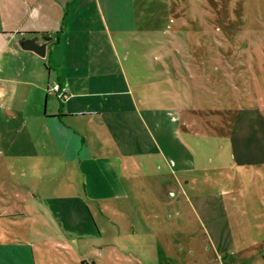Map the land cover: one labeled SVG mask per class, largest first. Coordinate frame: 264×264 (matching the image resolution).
I'll use <instances>...</instances> for the list:
<instances>
[{"label": "rangeland", "instance_id": "obj_1", "mask_svg": "<svg viewBox=\"0 0 264 264\" xmlns=\"http://www.w3.org/2000/svg\"><path fill=\"white\" fill-rule=\"evenodd\" d=\"M133 1L135 32L118 36L129 44L121 65L126 74H134L128 78L136 88L135 101L157 109L154 113L168 131L180 128L182 120L193 133L215 131L217 137L234 119H255L257 106L264 113V0ZM18 52L0 40V144L9 147L23 133L20 137L36 142L38 154L47 153V132L31 116L36 110L46 113V94L20 82L27 61ZM133 55H145L148 62L137 70ZM43 64L40 72L45 74ZM254 122L245 123L250 128ZM38 164L16 152L0 156L1 189L21 194L26 188L46 189L50 180ZM226 186L213 172L205 180L198 174L194 186H184L183 193L173 190L174 204L179 200L180 206L170 209L161 205L168 194L147 190L136 201L132 224L118 221L117 229L105 224L99 233L91 218L92 236L80 256L88 264H264V223L257 220L264 211V193L255 198L249 185L244 199L238 194L231 199L224 196ZM152 200L164 210L159 222L154 218V224L145 226L142 215L154 209ZM57 229L46 221L0 218V264H73L77 250L65 247Z\"/></svg>", "mask_w": 264, "mask_h": 264}, {"label": "crops", "instance_id": "obj_2", "mask_svg": "<svg viewBox=\"0 0 264 264\" xmlns=\"http://www.w3.org/2000/svg\"><path fill=\"white\" fill-rule=\"evenodd\" d=\"M14 1L18 8L8 0L0 3V40L15 54L24 53L27 64L19 76L25 79L20 82L46 94V113L36 110L31 116L47 132L51 149L38 154L36 142L21 133L9 147L0 144V156L30 155L46 168L50 182L43 191L26 188L23 194L0 186V218L56 223L65 247L77 250L73 264H88L80 255L86 254L92 236L90 219L99 233L105 224L114 229L118 221L132 224L136 201L147 190L168 194L161 205L170 209L180 206L179 200L174 204L175 188L183 193L184 186H194L198 174L205 180L213 172L227 185V198L238 194L244 199L249 185L255 198L264 193V113L258 106L256 120L234 119L216 137L215 131L193 133L182 120L172 133L155 115L157 109L135 101L136 88L128 78L134 74H126L121 65L128 59L129 44L118 37L135 32L133 0ZM33 36L39 44L48 43L43 59L20 50L18 40ZM133 60L137 70L148 62L145 55H133ZM40 62H46L45 74ZM130 69L136 71L133 65ZM54 86L66 88L65 101L56 97ZM253 121L254 127L245 123ZM159 206L154 203V209L142 215L145 226L154 224V218L159 222L164 210ZM258 217L264 223V211ZM53 233L57 236L55 227Z\"/></svg>", "mask_w": 264, "mask_h": 264}, {"label": "water", "instance_id": "obj_3", "mask_svg": "<svg viewBox=\"0 0 264 264\" xmlns=\"http://www.w3.org/2000/svg\"><path fill=\"white\" fill-rule=\"evenodd\" d=\"M39 38L37 36H33L31 38H21L18 40V45L21 50L27 51V52H32L36 56L40 58L45 57V52H46V46L47 42H44L42 44H39Z\"/></svg>", "mask_w": 264, "mask_h": 264}, {"label": "built area", "instance_id": "obj_4", "mask_svg": "<svg viewBox=\"0 0 264 264\" xmlns=\"http://www.w3.org/2000/svg\"><path fill=\"white\" fill-rule=\"evenodd\" d=\"M52 91L56 94V97L60 100V101H65L67 99L66 96V88H61L60 86H54Z\"/></svg>", "mask_w": 264, "mask_h": 264}, {"label": "trees", "instance_id": "obj_5", "mask_svg": "<svg viewBox=\"0 0 264 264\" xmlns=\"http://www.w3.org/2000/svg\"><path fill=\"white\" fill-rule=\"evenodd\" d=\"M46 40H49V39H46Z\"/></svg>", "mask_w": 264, "mask_h": 264}]
</instances>
